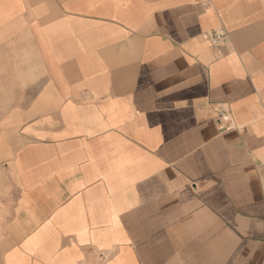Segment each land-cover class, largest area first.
I'll return each instance as SVG.
<instances>
[{
	"label": "crops",
	"instance_id": "crops-1",
	"mask_svg": "<svg viewBox=\"0 0 264 264\" xmlns=\"http://www.w3.org/2000/svg\"><path fill=\"white\" fill-rule=\"evenodd\" d=\"M1 168L0 264H264V0H0Z\"/></svg>",
	"mask_w": 264,
	"mask_h": 264
},
{
	"label": "rangeland",
	"instance_id": "rangeland-1",
	"mask_svg": "<svg viewBox=\"0 0 264 264\" xmlns=\"http://www.w3.org/2000/svg\"><path fill=\"white\" fill-rule=\"evenodd\" d=\"M4 168L0 169V177L4 178ZM0 179V235L6 234L12 219L14 196L17 191L14 181Z\"/></svg>",
	"mask_w": 264,
	"mask_h": 264
},
{
	"label": "built area",
	"instance_id": "built-area-1",
	"mask_svg": "<svg viewBox=\"0 0 264 264\" xmlns=\"http://www.w3.org/2000/svg\"><path fill=\"white\" fill-rule=\"evenodd\" d=\"M223 38L222 33H213L211 37V41L213 44H217L221 39ZM218 118L221 123L224 124L225 127H231L232 126V119L229 115V113L222 107L218 110ZM264 187V182H263Z\"/></svg>",
	"mask_w": 264,
	"mask_h": 264
}]
</instances>
